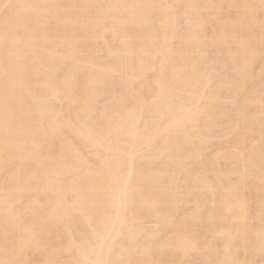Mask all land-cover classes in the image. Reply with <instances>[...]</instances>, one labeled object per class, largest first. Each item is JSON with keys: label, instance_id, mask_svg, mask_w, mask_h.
<instances>
[{"label": "bare ground", "instance_id": "obj_1", "mask_svg": "<svg viewBox=\"0 0 264 264\" xmlns=\"http://www.w3.org/2000/svg\"><path fill=\"white\" fill-rule=\"evenodd\" d=\"M8 1L0 264H264V0Z\"/></svg>", "mask_w": 264, "mask_h": 264}, {"label": "rangeland", "instance_id": "obj_2", "mask_svg": "<svg viewBox=\"0 0 264 264\" xmlns=\"http://www.w3.org/2000/svg\"><path fill=\"white\" fill-rule=\"evenodd\" d=\"M6 1H7V4H8L9 1H8V0H5V2H6ZM13 1H14V0H12V2H13ZM25 1H26V0H25ZM2 2H4V0H2ZM14 2L17 4L16 1H14ZM14 2H13V3H14ZM27 2H28V0H27ZM9 3H11V2H9ZM15 3H14V4H15ZM2 4H3V5H2ZM2 4L0 5L1 8H2V6H4V7L8 6L7 4H6V5H4V3H2ZM14 4H13V5H14ZM16 4H15V5H16ZM18 4H19V3H18ZM18 4H17V6H15V5L13 6V5H12V7H14V8H10L11 6H9V8H8V7H7V8L10 9V11H11L12 9L17 10L16 7H18ZM9 5H10V4H9ZM4 7H3V8H4ZM7 8H6V11H5V10H4V11H3V10L0 11V14H2V13H3V14L6 13V14L10 15L11 12H9ZM18 8H19V7H18ZM4 9H5V8H4ZM7 11H8V12H7ZM3 14H2V16H3ZM6 14H5V15H6ZM5 15H4V16H5ZM8 15H7V16H8ZM5 17H6V16H5ZM106 32H107L108 35H109V32H108V31H106ZM106 32H105V33H106ZM106 36H107V34H106ZM38 87H39V86L36 87L37 90H38ZM57 104H58V103H57ZM58 105H59V104H58ZM64 114H67V113H65V111H64ZM219 139H220V138H219ZM222 139H224V138H222ZM217 140H218V139H217ZM217 140H216V141H217ZM224 140H225V139H224ZM225 141H226V140H225ZM219 142H220V143H224V144L226 143V142H221V139H220L219 141L216 142V143H218L219 146H221V144H219ZM224 144H222V145L224 146ZM213 150H214V149H213ZM213 150H212V148L209 149V152H208V153L211 154V153L213 152ZM141 152H142V151H141ZM141 152H140V153H141ZM139 155H140V154H139ZM4 185H6V187H7V184H6V183H5ZM4 185H3V186H4ZM17 205H18V204H17ZM17 205H16V206H17ZM19 205H20V204H19ZM17 208H18V207H17ZM15 209H16V207H15ZM147 224H148V223H147ZM143 225L145 226L146 223L143 224ZM144 226H143V227H144ZM147 226H149V228L152 227V229H156V228H157V227H156L157 225H155L154 223H152V225L149 223V225H147ZM145 228H146V226H145ZM147 229H148V228H147ZM36 257H37V256H36ZM34 258H35V257H34ZM34 258H33V259H34ZM37 258H38V260H39V257H37ZM35 261H36L37 263L39 262V261H37L36 259H34V262H33V263H35ZM35 264H36V263H35ZM185 264H186V263H185Z\"/></svg>", "mask_w": 264, "mask_h": 264}]
</instances>
